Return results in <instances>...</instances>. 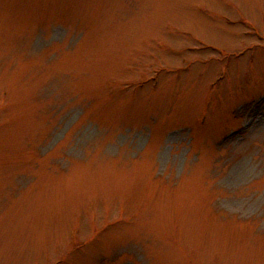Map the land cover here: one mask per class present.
<instances>
[{
	"label": "rangeland",
	"instance_id": "obj_1",
	"mask_svg": "<svg viewBox=\"0 0 264 264\" xmlns=\"http://www.w3.org/2000/svg\"><path fill=\"white\" fill-rule=\"evenodd\" d=\"M0 264H264V0H0Z\"/></svg>",
	"mask_w": 264,
	"mask_h": 264
}]
</instances>
